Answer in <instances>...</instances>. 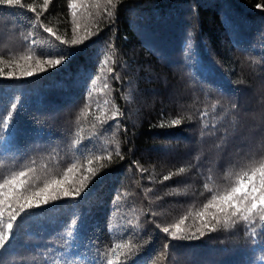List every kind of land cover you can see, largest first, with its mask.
<instances>
[{"label":"trees","instance_id":"16d2710c","mask_svg":"<svg viewBox=\"0 0 264 264\" xmlns=\"http://www.w3.org/2000/svg\"><path fill=\"white\" fill-rule=\"evenodd\" d=\"M69 2L49 0L44 10L45 0H21L42 11L39 20L27 7L0 5V128L20 112V127L41 129L21 137V152L0 153V183L29 169L34 188L49 180L74 185L89 167L108 175L90 182L87 196L57 201L26 220L0 249V264H64L61 249L82 217L84 241L98 247L78 248L77 264H107L121 244L138 250L129 259L139 256V264H241L250 256L264 264V252L249 251L254 233L242 219L199 239L174 241L162 232L177 224L197 232L204 204L241 179L250 187L252 170L264 163V0H123L114 25L96 15L104 0H76L77 34L99 31L86 63L73 65L90 77L87 87L69 88L67 70L47 65L18 79L23 56L60 58L45 29L72 38ZM235 34L245 38L243 46L234 45ZM149 42L169 55L154 54ZM190 63L210 64L215 83ZM95 157L104 159L90 165ZM72 164L79 167L65 180ZM258 182L257 173L252 183ZM118 264L127 261L122 256Z\"/></svg>","mask_w":264,"mask_h":264},{"label":"snow or ice","instance_id":"6c2138e0","mask_svg":"<svg viewBox=\"0 0 264 264\" xmlns=\"http://www.w3.org/2000/svg\"><path fill=\"white\" fill-rule=\"evenodd\" d=\"M49 0H45L44 10L48 8ZM106 7L103 12H97L96 15H105L108 18L109 23L115 24L116 16L119 12V6L122 5L123 0H104ZM0 5L8 6H19L21 8H29L31 13L35 14L37 20L42 14L41 10H38L32 5H23L21 0H0ZM69 7L72 9V23H73V36L71 39H61L57 36L51 28H46L47 33H51L55 40L60 46V51L58 53V59H48L41 60L39 57H34L32 55H25L21 58L23 61L20 64L21 72L18 77L25 78L33 76V68L38 69L39 72H45V65L53 67L56 71L67 70L68 80L71 81L69 88L74 86L76 83L87 87V82L90 77L87 74L77 71L73 68V65L77 62H85L88 57L89 43H92L91 36L99 35V31L96 33H90L85 31L82 35L76 32V0H70ZM111 11H108V8ZM38 26V25H33ZM187 38H191V34H186ZM35 43V41H33ZM233 43L237 47L243 46L246 41L245 38L239 34L233 36ZM149 50L154 54L168 56L169 54L164 52L163 49L152 44L151 42L147 45ZM192 57H189L191 60ZM31 61V63H29ZM189 67H197V71L201 78L209 82L215 83L212 80V67L210 64H205L199 66L197 64H189ZM112 71V69H108ZM8 75L15 76V73H8ZM118 79V77H117ZM94 84L95 81L93 80ZM217 87H222L220 84H216ZM88 95H91L89 91ZM72 103V101H69ZM11 108L13 110L17 109V104L12 103ZM122 115V114H121ZM9 118H12V114L9 113ZM20 112H17L16 119L13 120L11 124L5 123L3 128H0V153H10L17 154L22 151L23 145L20 143L21 137L31 135L33 137L38 136L41 129L37 126L31 130L29 133L26 129L19 126ZM115 121V116L113 117V122ZM172 124L174 126H179L181 121L179 119L173 120ZM105 122H101V127L103 128ZM111 126V123L108 124ZM125 131H127L125 129ZM225 140H227L228 133L225 131L223 134ZM224 154L228 157V149H224ZM119 159H123L119 152L116 153ZM93 159L101 160L103 157L89 158L88 163L91 165ZM107 162L109 165L113 163L112 156L109 154L107 157ZM230 162V158L225 160L224 163ZM79 166L77 164H72L71 167L67 169L65 173V180L67 177L75 172ZM103 168V165H101ZM32 169L28 171H19L12 174L8 179L0 183V249H5L12 240H15L19 234V229L25 223L26 220L32 219L37 220L41 213L48 211L49 208H57L58 205L55 203L60 201L61 203H67L68 201L76 202L77 198H82L87 196L90 182L93 180L100 181L108 175L107 172L103 176L99 175L92 167L87 168L86 174L85 170L81 169V175L74 182V185L64 186L63 180H49L45 181L43 187L36 186L34 188L31 182L32 177L29 173ZM115 171V169H113ZM259 174V182L252 183V177ZM252 177H249L250 187L245 185V181L241 179L236 187H233L230 192L225 193L223 196H213L206 204H204V211H201L198 215L201 219V227L197 229V232L184 231L177 224L174 229L170 227H163L162 232L168 234L174 241L182 240H192L199 239L204 235L205 231L212 232L215 231L218 225L223 227H229L230 223H235L236 219H242L246 224L252 227L254 235L252 236L253 243L249 245L250 253H255L256 251L264 252V163H261L258 168L252 170ZM168 179V177H165ZM87 190V191H86ZM47 206V207H46ZM209 209H215V211H208ZM230 210V211H229ZM208 218L207 220L205 218ZM19 218V219H18ZM83 217L81 218V223L77 226L75 232L69 233V239L65 241L67 250L64 251V264H77L75 257L79 255L78 248H91L98 247L94 242H85L84 236L81 231L83 227ZM13 224L16 225V231L13 230ZM259 224L260 228L258 230V235L256 225ZM199 233V235L197 234ZM167 238V237H166ZM75 245V247H74ZM167 247V245H164ZM130 244H121L112 251L111 257H105L107 264H118L123 256L127 264H139V256L133 257L137 252ZM88 264H95L94 260H89ZM241 264H254L251 256L247 260L241 261Z\"/></svg>","mask_w":264,"mask_h":264}]
</instances>
